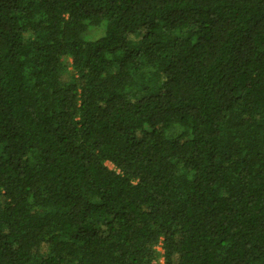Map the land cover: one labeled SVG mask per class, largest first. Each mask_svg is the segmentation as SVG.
<instances>
[{"label": "trees", "instance_id": "1", "mask_svg": "<svg viewBox=\"0 0 264 264\" xmlns=\"http://www.w3.org/2000/svg\"><path fill=\"white\" fill-rule=\"evenodd\" d=\"M0 264H264V0H0Z\"/></svg>", "mask_w": 264, "mask_h": 264}, {"label": "rangeland", "instance_id": "2", "mask_svg": "<svg viewBox=\"0 0 264 264\" xmlns=\"http://www.w3.org/2000/svg\"><path fill=\"white\" fill-rule=\"evenodd\" d=\"M69 69V68H68ZM67 69V70H68ZM62 79L63 80H68L69 79V73L68 72H63V74H62ZM157 252L159 253V254H161V252H162V250L160 249V246H158L157 248ZM161 257V256H160ZM160 260H162V258H160Z\"/></svg>", "mask_w": 264, "mask_h": 264}]
</instances>
